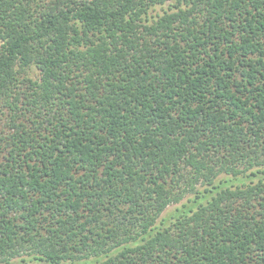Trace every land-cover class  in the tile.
<instances>
[{"label":"trees","instance_id":"obj_1","mask_svg":"<svg viewBox=\"0 0 264 264\" xmlns=\"http://www.w3.org/2000/svg\"><path fill=\"white\" fill-rule=\"evenodd\" d=\"M261 210V0H0V264H264Z\"/></svg>","mask_w":264,"mask_h":264},{"label":"snow or ice","instance_id":"obj_2","mask_svg":"<svg viewBox=\"0 0 264 264\" xmlns=\"http://www.w3.org/2000/svg\"><path fill=\"white\" fill-rule=\"evenodd\" d=\"M261 5L264 6V0H261ZM206 182H207V181H206ZM175 189H176V193H178V194L186 195V196L191 195V193H187V194H185L184 191H183V189H181V187H180L179 185H176V186H175ZM177 199H178V197L175 196V195L172 197V206H174V205L176 204ZM161 210H162L161 208H157L155 211L158 213V212H160ZM261 211H264V210H261ZM165 214H167V213H165ZM262 218H264V217H262Z\"/></svg>","mask_w":264,"mask_h":264}]
</instances>
